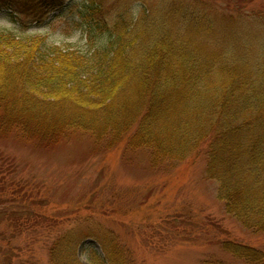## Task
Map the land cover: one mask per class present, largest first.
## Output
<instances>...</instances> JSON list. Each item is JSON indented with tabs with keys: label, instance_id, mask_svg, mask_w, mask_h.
Returning a JSON list of instances; mask_svg holds the SVG:
<instances>
[{
	"label": "trees",
	"instance_id": "1",
	"mask_svg": "<svg viewBox=\"0 0 264 264\" xmlns=\"http://www.w3.org/2000/svg\"><path fill=\"white\" fill-rule=\"evenodd\" d=\"M0 8L77 14L89 43L82 50L0 29V139L45 147L81 129L108 150L127 137L129 146L150 151L154 166L184 161L207 139V175L218 181L226 212L264 229V41L254 62L247 51L216 53L212 42L209 53L189 52L186 37L173 38L171 26L146 17L135 23L122 11L111 21L103 0H0ZM90 236L103 255L92 249L87 259L133 264L114 232ZM81 240L73 231L54 239L50 264H86ZM223 247L256 264L264 259L246 245Z\"/></svg>",
	"mask_w": 264,
	"mask_h": 264
},
{
	"label": "rangeland",
	"instance_id": "2",
	"mask_svg": "<svg viewBox=\"0 0 264 264\" xmlns=\"http://www.w3.org/2000/svg\"><path fill=\"white\" fill-rule=\"evenodd\" d=\"M103 5L111 21L123 11L135 23L146 17L160 28L171 26L172 37H186L192 53H209L212 42L216 53L247 51L254 62L263 56L258 52L264 0H103ZM11 10L0 8V29L6 32L89 47L77 14ZM183 18L188 21L179 25ZM128 140L106 150L104 141L81 129L45 147L0 139V264H50V245L70 231L82 239L78 255L86 264H96L87 259L89 250L103 255L90 235L110 232L133 264H256L223 247L232 242L264 252V229H250L226 212L218 181L207 175V139L184 161L159 166L152 165L147 148L129 146Z\"/></svg>",
	"mask_w": 264,
	"mask_h": 264
}]
</instances>
